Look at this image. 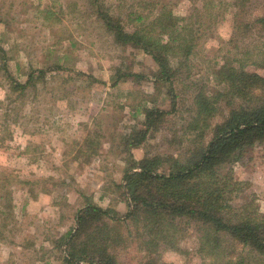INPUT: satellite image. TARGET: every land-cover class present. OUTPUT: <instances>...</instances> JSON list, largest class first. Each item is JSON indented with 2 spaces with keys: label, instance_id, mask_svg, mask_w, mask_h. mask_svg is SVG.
Masks as SVG:
<instances>
[{
  "label": "rangeland",
  "instance_id": "374dc122",
  "mask_svg": "<svg viewBox=\"0 0 264 264\" xmlns=\"http://www.w3.org/2000/svg\"><path fill=\"white\" fill-rule=\"evenodd\" d=\"M138 1L104 3L132 28L135 22L127 14ZM170 1L180 17L193 15L196 27L209 11L210 20L207 15L201 19L212 26L172 84L155 81L159 68L149 54L114 41L97 19L92 0H0V264H67L60 240L76 226L87 201L121 215L132 208L122 188L132 156L172 153L184 159L190 149L210 140L211 129L204 137L186 129L193 97L201 90L224 89L215 72L227 60L264 51V31L254 23L264 14V0ZM3 55L9 75L2 69ZM246 70L264 75V66ZM31 72L35 78L25 91L14 90L27 83ZM258 92L264 99V90ZM225 102L223 97L211 128L228 114ZM146 107L169 113L141 146L128 149L123 137L143 127ZM234 170L237 179L248 183L236 204L254 197L264 213V144L247 149ZM117 221L109 225L121 234V242L109 250L120 264L145 263L151 253L140 236L144 231L132 220ZM177 245L161 247L153 256L159 255V264L206 263L191 225Z\"/></svg>",
  "mask_w": 264,
  "mask_h": 264
},
{
  "label": "trees",
  "instance_id": "16d2710c",
  "mask_svg": "<svg viewBox=\"0 0 264 264\" xmlns=\"http://www.w3.org/2000/svg\"><path fill=\"white\" fill-rule=\"evenodd\" d=\"M138 2V7L131 9L137 5L133 3L127 14L129 21L135 22L132 28L111 14L104 0H92L91 5L117 44L149 54L159 68L153 74L155 81L172 84L201 37L212 30L211 23L205 25L201 19L207 15L210 20L211 13H202L196 27L191 21L193 15L180 17L170 0ZM212 5V1L205 4L208 8ZM119 7L124 6L119 3ZM254 23L264 31V14ZM3 51L0 47V54ZM2 57V69L9 75L8 62ZM235 59L227 60L215 72L218 83L224 84L222 91L201 90L193 97V116L186 129L200 137L211 129L210 140L190 149L184 159L172 153L140 159L132 156L123 171L122 184L132 208L121 215L87 201L78 211L76 226L60 240L67 264H120L118 255L109 250V246L121 242V234L114 233L109 225L114 220H132L144 231L140 236L145 237V250L151 257L143 264H159V255L157 259L153 255L160 253L161 247L177 248L189 225L199 240V251L207 256L205 264H264V213L254 197L236 204L248 183L237 179L234 170L247 149L264 144V99L258 92L264 90V75L246 70L249 65L264 66V51H247L245 57ZM130 75L140 77L137 73ZM33 78L31 72L27 83L14 90L23 93ZM120 78L114 79V85ZM223 97L227 98L228 114L211 128L210 120L219 113ZM171 99L174 110L177 101L173 88ZM143 113V127L132 128L128 138L123 137L128 149L141 146L169 111L146 107ZM128 232L132 235L131 229ZM237 248L241 250L238 255Z\"/></svg>",
  "mask_w": 264,
  "mask_h": 264
}]
</instances>
